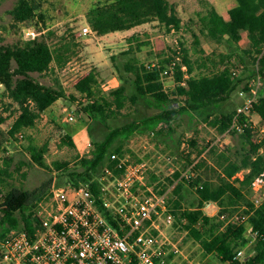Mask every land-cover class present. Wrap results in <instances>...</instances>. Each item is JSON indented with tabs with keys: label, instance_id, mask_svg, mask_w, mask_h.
<instances>
[{
	"label": "trees",
	"instance_id": "16d2710c",
	"mask_svg": "<svg viewBox=\"0 0 264 264\" xmlns=\"http://www.w3.org/2000/svg\"><path fill=\"white\" fill-rule=\"evenodd\" d=\"M204 3L203 9L196 13V18L190 19L188 26L170 0H113L92 8L88 12V21L99 36L157 21L169 33L188 28L193 37V46L181 40L171 55L161 56L163 59L158 63H150L135 54L150 42L140 40L138 35L131 36L130 46L123 54L127 56L123 66L116 65L121 84L107 94L98 92L95 69L86 71L73 84L82 96H67L58 78L48 85L33 76L46 74L53 63L59 68L67 65L73 49L65 36L54 48L39 36L14 44H0V83L20 109L8 132L0 128V150L6 151L4 144L8 139H16L25 128H33L41 115L61 99L73 104L78 102L75 114L108 128L103 139H91L93 147L89 153L77 155L73 164L56 160L47 166L45 158L49 145L32 144L28 147L31 158L48 168L51 177L33 190L0 184L1 240L13 228L32 234L34 222L38 221L40 225L39 217H32L35 213L26 215L25 212L28 208L35 210L49 195L55 181L53 175H58L57 186H87L99 196L106 170L112 173L111 179L124 174L125 167L118 165L126 158V143L136 133L148 131L155 137L173 140L177 135L175 122L179 118L185 115L194 117L225 105L236 90L249 91V82L258 76L264 82V0H236V5L229 10V19L214 4ZM9 13L15 24H26L40 33L46 28V14L38 0H19ZM243 32L247 33L248 42L242 48ZM202 35L216 43L227 42L231 51L218 62L215 55L207 54L201 47ZM168 76L174 78L175 86L171 92L164 84V78ZM140 98L157 112L125 125L110 124L124 109L135 106ZM251 113L257 114L264 123V85ZM235 114V111L222 113L210 122L223 133L234 125ZM4 122L0 119V126ZM55 125L60 135L59 147L76 148L73 137L80 128L57 122ZM236 128L249 144L240 161L221 154L209 164L215 149L210 148V143H201L199 131L185 141L188 150L181 151L180 156L186 164L183 171L175 174L179 182L171 190L170 209L175 215V225L199 243L205 256H214L222 264H264V201L255 207L252 187L254 180L264 172V137L258 138L260 132L253 128L245 115L239 118ZM177 143L178 146L184 143L181 136ZM205 153H210L209 160L204 157ZM112 155H117V159H112ZM10 161L11 157H6L4 165L9 166ZM4 172L8 173L3 169L0 174ZM147 184L158 189L152 183ZM185 186L197 196V203L192 207L183 205ZM168 190L169 187L164 186L157 191L164 193ZM210 202L219 206L216 216L204 212L205 205ZM243 213L249 217L241 222ZM236 214L240 217L235 218ZM249 229L252 239L247 237ZM249 244V260L244 263L235 260V253Z\"/></svg>",
	"mask_w": 264,
	"mask_h": 264
},
{
	"label": "rangeland",
	"instance_id": "374dc122",
	"mask_svg": "<svg viewBox=\"0 0 264 264\" xmlns=\"http://www.w3.org/2000/svg\"><path fill=\"white\" fill-rule=\"evenodd\" d=\"M19 0H0V44H14L27 39L26 24H15L12 15L9 13ZM42 4V10L46 14V28L43 32H38L39 37L45 40L52 48L62 36H65L72 43L73 54L70 61L63 68H59L55 63L52 68L44 75L33 74V76L44 84H52L55 78H58L67 96L79 94L75 90L74 82L86 71L95 69L98 74V92L107 94L111 89L121 84L119 72L116 65L123 66L127 56L123 55L129 48V39L133 35H138L140 40L148 41L150 44L142 48L135 54L139 59L150 63H158L162 60L161 56H169L173 50L178 48L181 40L189 46H193L192 32L188 28L181 32L169 33L158 24L157 21L148 22L127 31L112 32L104 36H99L96 32L93 34L82 35V29L90 26L88 21V12L98 4H103L113 0H38ZM214 4L219 12L229 19V10L236 5V0H170L171 4L177 8V11L183 19L185 26H188L190 19L196 18V13L203 9L205 3ZM92 28V27H91ZM243 37L240 46L247 45V33H242ZM201 47L207 54L215 55L219 62L223 55L231 51L227 42L216 43L206 36H201ZM248 62V60H247ZM250 66L253 67L252 63ZM206 72V71H205ZM252 79L249 83H252ZM165 88L168 92L174 89V78H164ZM264 85V82L261 84ZM242 90L234 92L232 99L225 105L218 108L205 110L201 114H195L194 117L185 115L179 118L175 123L177 135L173 140H165L153 136L148 131L136 133L125 145L126 158L130 163H143L146 165L145 183H152L154 186L169 187L171 190L179 182L175 177L176 172L183 171L185 162L180 156L188 150L185 141H187L195 131H199L201 143L206 145L210 143V148H214L213 156L211 154L212 164L216 155L226 154L235 161H240L244 151L248 150L249 144L242 138L241 133L236 127L221 133L211 124L214 117H220L222 113L236 112L237 107L243 102L240 96ZM130 92L133 90L130 88ZM78 96H82L79 94ZM76 103L68 102L64 99L59 100L51 106L36 121L33 128H25L20 133L24 138L17 135L16 139H8L4 144L6 151L0 150V172L6 169L8 173L0 174V184L15 186L22 189L33 190L39 187L50 177L48 168L37 164L28 153V147L32 144L42 146L45 143L49 145V152L46 155L45 162L47 166L53 161H70L75 163L76 156L80 155L78 145L82 147L86 138L103 139L108 132L103 124L90 120L79 114H75L76 121H66V109L76 110ZM19 106L11 100L5 90L4 85L0 83V119L5 122L0 126L4 132H8L12 123L19 115ZM157 112V109L151 106L145 99L140 98L138 103L124 109L117 118L113 119L112 126H121L133 121H138L144 117L151 116ZM212 116V117H211ZM249 123L258 130V138L264 137V123L257 114L247 116ZM55 122L67 124L72 127L80 128L79 132L73 137L76 148H60V135ZM184 140L181 146H178V139ZM205 142V143H204ZM83 149V147L81 148ZM246 149V150H244ZM210 153H205L204 157L208 159ZM11 157L9 166L4 165V159ZM209 160V159H208ZM55 177L54 184L58 181V175ZM153 176H156L155 179ZM4 181V182H2ZM67 186V185H66ZM69 186V185H68ZM171 186V187H170ZM141 191L144 189L139 185ZM5 190V188H3ZM111 189V188H110ZM50 194V192H49ZM183 205L192 207L197 203L195 192L185 186L182 190ZM49 195L45 197L39 206L34 210L26 209L25 214L35 213L32 217L39 216L42 207L47 205ZM205 212L209 216H216L219 206L210 202L205 206ZM2 213L0 212V217ZM165 234L175 242L183 251L184 255L176 256L171 264H222L214 256H205L201 246L194 239L187 237L179 225L170 228L164 227ZM247 237L252 239V232L249 229ZM251 245H247L244 251L247 252Z\"/></svg>",
	"mask_w": 264,
	"mask_h": 264
},
{
	"label": "built area",
	"instance_id": "2783aa9c",
	"mask_svg": "<svg viewBox=\"0 0 264 264\" xmlns=\"http://www.w3.org/2000/svg\"><path fill=\"white\" fill-rule=\"evenodd\" d=\"M93 32L86 26L81 34ZM26 34L27 38L39 35L32 29ZM261 84L258 76L250 83L249 91L240 92L243 102L236 109L234 127L242 115L251 114ZM66 121H76L74 110L66 109ZM18 135L24 138L22 133ZM92 147L89 138L79 149L81 156ZM118 167H125L124 174L111 179L112 173L106 170L99 196L87 186L53 184L47 205L38 216L40 225L34 222L33 233L13 228L0 239V264H171L176 256L184 255L164 232V227H173L176 220L169 204L170 189L159 193L146 184L143 163H130L124 158ZM252 187L258 207L264 201V172ZM248 217L243 213L241 222ZM249 257L240 249L234 259L244 263Z\"/></svg>",
	"mask_w": 264,
	"mask_h": 264
},
{
	"label": "crops",
	"instance_id": "0c3cea01",
	"mask_svg": "<svg viewBox=\"0 0 264 264\" xmlns=\"http://www.w3.org/2000/svg\"><path fill=\"white\" fill-rule=\"evenodd\" d=\"M89 138H86L85 139V141H84V143L82 144V147L84 146V144H85V142L88 140ZM82 147H80L79 145H78V149H80V148H82ZM206 206V205H205ZM205 207H204V212H205ZM219 211V210H218ZM215 213H218L217 211L216 212H214V214L213 215H215ZM205 214H206V212H205Z\"/></svg>",
	"mask_w": 264,
	"mask_h": 264
}]
</instances>
